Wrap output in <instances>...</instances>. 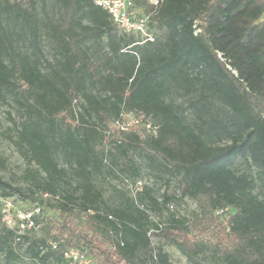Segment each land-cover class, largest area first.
<instances>
[{
  "label": "trees",
  "instance_id": "trees-1",
  "mask_svg": "<svg viewBox=\"0 0 264 264\" xmlns=\"http://www.w3.org/2000/svg\"><path fill=\"white\" fill-rule=\"evenodd\" d=\"M131 2L146 35L96 0H0V106L29 181L0 175V197L40 209L23 233L0 217V254L264 264V0ZM186 201L190 218L171 209Z\"/></svg>",
  "mask_w": 264,
  "mask_h": 264
},
{
  "label": "rangeland",
  "instance_id": "rangeland-1",
  "mask_svg": "<svg viewBox=\"0 0 264 264\" xmlns=\"http://www.w3.org/2000/svg\"><path fill=\"white\" fill-rule=\"evenodd\" d=\"M8 111H14L9 106H0V120L3 124L2 129L0 131V175H2L5 179L13 182L17 185H24L27 186L29 181L24 177V171L26 168V163L20 153L18 152L17 148L13 144V142L7 136V129L12 127V122L8 118ZM127 123L131 126L134 125V117H127ZM160 182L156 183V189L160 186ZM105 194L106 197L109 198L112 203L116 202V197L113 194V191L108 185H105ZM19 205V203H17ZM179 215L183 217L190 218L191 211H193L196 206L195 203L192 201H186L181 203L178 207H171V209H175ZM48 213L54 215L60 221L65 219H70L72 221V226L75 229L82 230L85 228L83 222L79 219L73 217H61L58 212L49 210ZM168 213H164L159 218L165 220L168 218ZM158 218V216H157ZM165 240L159 235L155 234L153 236V242L157 244H164L165 249L170 253L173 261L178 263H187L188 259L184 256L176 247L171 246L169 244H165ZM15 251L19 254V259L7 261L5 258V254H0V264H39L34 259H32L27 252V245H16L13 244ZM95 254V251H92ZM98 258V256H96ZM203 264H208L207 261H203Z\"/></svg>",
  "mask_w": 264,
  "mask_h": 264
},
{
  "label": "built area",
  "instance_id": "built-area-1",
  "mask_svg": "<svg viewBox=\"0 0 264 264\" xmlns=\"http://www.w3.org/2000/svg\"><path fill=\"white\" fill-rule=\"evenodd\" d=\"M149 1L154 5H158L161 0ZM96 4L102 6L110 13L119 29L126 33H141L142 35H146L148 16L137 17L135 11L132 9L131 0H96ZM218 56L222 59L221 53ZM131 116L130 114L125 115L124 121L126 122L127 117ZM126 124L128 123L126 122ZM123 125L117 121L118 127ZM147 127L150 128L151 125L148 124ZM141 184V182L138 183L139 186ZM0 202L1 221L9 228H17L19 232L23 233L25 230L37 227L35 216L39 213V208L26 209L20 204L18 205L13 197H0ZM65 256L69 260V264H92V259L88 253L75 248L69 249L65 253Z\"/></svg>",
  "mask_w": 264,
  "mask_h": 264
}]
</instances>
